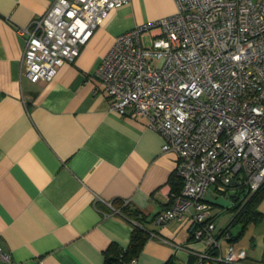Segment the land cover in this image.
<instances>
[{"label":"crops","instance_id":"1","mask_svg":"<svg viewBox=\"0 0 264 264\" xmlns=\"http://www.w3.org/2000/svg\"><path fill=\"white\" fill-rule=\"evenodd\" d=\"M53 1L0 0V245L19 264H102L109 244L125 248L130 239L132 222L113 202L120 199L150 231L135 264H195L205 244L193 238V222L155 221L173 201L175 155L162 151L163 136L145 117L111 112L95 76L116 36L174 12V1L129 0L111 10L74 62L34 82L24 75L27 36L17 29L32 28ZM207 193L213 231L228 226L231 237L222 253L231 245L247 251L241 264H264V199L262 219L243 229L253 232L246 246L231 224L243 191L210 185ZM223 211L231 217L218 225Z\"/></svg>","mask_w":264,"mask_h":264},{"label":"built area","instance_id":"2","mask_svg":"<svg viewBox=\"0 0 264 264\" xmlns=\"http://www.w3.org/2000/svg\"><path fill=\"white\" fill-rule=\"evenodd\" d=\"M128 1L54 0L32 28L17 29L27 36L24 75L51 80ZM173 1L174 12L116 36L95 76L111 112L145 117L163 136L162 151L175 155L182 187L155 221L193 222V238L205 244L195 264H241L245 249L222 253L230 234L213 231L206 196L210 185L234 186L245 200L264 183V0ZM0 264H19L2 245Z\"/></svg>","mask_w":264,"mask_h":264},{"label":"trees","instance_id":"3","mask_svg":"<svg viewBox=\"0 0 264 264\" xmlns=\"http://www.w3.org/2000/svg\"><path fill=\"white\" fill-rule=\"evenodd\" d=\"M170 184L172 194L180 192L182 181L175 171L170 176ZM262 199H264V183L253 193L247 195L245 200H241L239 203L233 205L232 211L235 214L231 224H241L238 237L242 235L243 229H245L250 222L256 223L262 219V214L258 210V204H260ZM113 202L119 206L121 213L131 220L133 228L130 233L129 242L125 248L120 247L114 242L106 247L102 264H128L132 258H136L139 255L144 243L150 237V231L144 222L146 221V216L140 210L129 203H124V201L120 199H116ZM230 238L229 236V239ZM218 264L225 263L221 262Z\"/></svg>","mask_w":264,"mask_h":264},{"label":"rangeland","instance_id":"4","mask_svg":"<svg viewBox=\"0 0 264 264\" xmlns=\"http://www.w3.org/2000/svg\"><path fill=\"white\" fill-rule=\"evenodd\" d=\"M144 44L145 45H149V38L148 37H144ZM230 190V189H229ZM228 189H227V193H226V195H231L232 194V191H229ZM209 196H211V194H208L207 193V198H208V200H210V202H211V199L212 198H214L213 196H211V199H210V197ZM234 213V212H233ZM229 217H231V213H227V212H225V211H223L221 214H220V216H219V219H218V225H222V224H226V222H228L229 221ZM240 227V228H239ZM238 229H241V224L240 223H235V226L233 227L232 226V231L233 232H236V230H238ZM253 232H252V230L249 228V230H247V232L243 235H241V239H240V241L239 242H241L242 244H244V245H246V246H248V241H249V238H250V236L251 235H253L252 234ZM256 235V234H255ZM261 237L258 235V236H256V242L258 243V245L260 246L261 244H262V242H261V239H260ZM223 243V244H222ZM221 243V249H223L224 251H225V249H226V245H225V243L224 242H222ZM259 246H257L258 248H259ZM260 248H262V247H260Z\"/></svg>","mask_w":264,"mask_h":264}]
</instances>
